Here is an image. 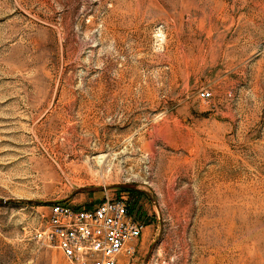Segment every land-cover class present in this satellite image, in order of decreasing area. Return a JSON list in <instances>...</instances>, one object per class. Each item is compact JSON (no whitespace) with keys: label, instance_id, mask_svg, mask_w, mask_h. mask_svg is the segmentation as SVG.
Listing matches in <instances>:
<instances>
[{"label":"rangeland","instance_id":"obj_1","mask_svg":"<svg viewBox=\"0 0 264 264\" xmlns=\"http://www.w3.org/2000/svg\"><path fill=\"white\" fill-rule=\"evenodd\" d=\"M116 195V264H264V0H0V264Z\"/></svg>","mask_w":264,"mask_h":264},{"label":"built area","instance_id":"obj_2","mask_svg":"<svg viewBox=\"0 0 264 264\" xmlns=\"http://www.w3.org/2000/svg\"><path fill=\"white\" fill-rule=\"evenodd\" d=\"M200 97L207 99L210 93L201 91ZM142 229L126 197L116 195L84 206L52 203L45 226L35 237L72 264H116L127 246L141 237Z\"/></svg>","mask_w":264,"mask_h":264},{"label":"water","instance_id":"obj_3","mask_svg":"<svg viewBox=\"0 0 264 264\" xmlns=\"http://www.w3.org/2000/svg\"><path fill=\"white\" fill-rule=\"evenodd\" d=\"M98 189H85V190H81V191H87V192H95V191H97ZM2 202L0 201V204H1Z\"/></svg>","mask_w":264,"mask_h":264},{"label":"crops","instance_id":"obj_4","mask_svg":"<svg viewBox=\"0 0 264 264\" xmlns=\"http://www.w3.org/2000/svg\"><path fill=\"white\" fill-rule=\"evenodd\" d=\"M142 237V236H141Z\"/></svg>","mask_w":264,"mask_h":264}]
</instances>
